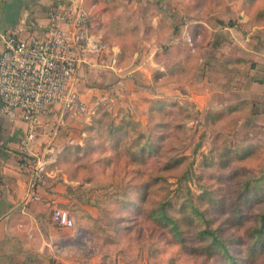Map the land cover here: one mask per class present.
<instances>
[{
    "label": "crops",
    "instance_id": "crops-1",
    "mask_svg": "<svg viewBox=\"0 0 264 264\" xmlns=\"http://www.w3.org/2000/svg\"><path fill=\"white\" fill-rule=\"evenodd\" d=\"M57 2L89 13L90 41L100 46L79 54L69 83L88 105L145 124L155 99L170 97L201 112L245 101L264 125V0H0V54L8 34H43L47 9ZM184 28L195 51L183 42ZM92 117L60 104L40 115L29 150L45 160V176L40 199L31 200L20 148L26 124L0 112V264H82L77 228L55 226L51 213L61 207L75 218L91 202L78 193L86 183L65 167L81 165L67 148L83 143Z\"/></svg>",
    "mask_w": 264,
    "mask_h": 264
},
{
    "label": "trees",
    "instance_id": "trees-1",
    "mask_svg": "<svg viewBox=\"0 0 264 264\" xmlns=\"http://www.w3.org/2000/svg\"><path fill=\"white\" fill-rule=\"evenodd\" d=\"M245 104V101L229 104L228 110ZM191 109L194 116H189L190 111L170 97L152 100L143 126L130 115L116 119L99 107L85 127L83 143L71 145L67 150L74 163L93 157L91 162L103 166L132 163L142 167L157 159V171L161 174L154 172L130 188V183L124 186L123 179L118 182L121 189L115 193V200L122 210L140 215L186 254L202 257L207 264H264V170L249 174L245 167L226 169L231 163L250 157L252 151L240 150L236 145L212 146L202 153L197 168L193 167L195 159L183 151L163 155L161 142L166 136L162 128L168 121L161 117L176 118L185 113V117L196 120L205 129L222 119L226 111L207 109L198 119L199 112L193 105ZM179 168L181 171L171 184L162 175ZM192 181L200 189L197 194L192 192ZM156 184L162 186L163 193L150 201L151 188ZM130 193L136 197L131 198ZM115 219L130 220L123 215Z\"/></svg>",
    "mask_w": 264,
    "mask_h": 264
},
{
    "label": "rangeland",
    "instance_id": "rangeland-1",
    "mask_svg": "<svg viewBox=\"0 0 264 264\" xmlns=\"http://www.w3.org/2000/svg\"><path fill=\"white\" fill-rule=\"evenodd\" d=\"M213 1L209 0L211 4ZM228 100L233 99L229 97ZM180 104L190 111L189 116H194L189 103ZM229 107L230 105H223L219 108H208L226 111L222 119L205 129L198 125L196 120L185 117V113H179L176 118L161 117L168 121V125L162 128V133L166 136L161 142L163 155L183 151L190 159H195L193 167L197 168L202 153H206L212 146L236 145L240 150L250 149L252 155L242 161L231 163L226 169L234 166L245 167L249 174L264 170V125L254 122L255 110L250 106L242 105L234 111H229ZM206 110L204 112L197 110L198 119L203 117ZM142 125L145 126L146 123ZM195 148L196 151L193 152ZM94 159L92 157L87 161L82 160L79 166L71 164L65 167L73 178L86 183L78 189V193L91 200L87 203L90 207L85 206L84 210L80 207L75 218L71 215L82 242L81 247L76 250V257L82 260V264H207L202 257L186 254L178 245L171 242L165 233L145 222L140 215L134 216L122 210L119 202L115 200L117 198L115 193L121 189V183H118L120 180H124L125 187L130 183V188L135 183L147 180L154 172L161 174L157 171V159L142 167L132 163H118L107 168L91 162ZM180 169L164 171L162 175H166L171 184L180 173ZM190 185L193 193L200 192L196 181H192ZM161 188L159 184L151 188L150 201L160 197L163 193ZM130 197L135 198L136 194L130 193ZM85 209H90L91 215H84L87 211ZM121 215L129 217L130 220L116 221L115 218ZM116 227L120 228L116 230ZM95 243L97 249L94 248Z\"/></svg>",
    "mask_w": 264,
    "mask_h": 264
},
{
    "label": "built area",
    "instance_id": "built-area-1",
    "mask_svg": "<svg viewBox=\"0 0 264 264\" xmlns=\"http://www.w3.org/2000/svg\"><path fill=\"white\" fill-rule=\"evenodd\" d=\"M89 13L72 4H52L47 9L43 34L20 38L8 34L0 54V112L25 122L21 151L30 170L28 197L39 200L37 187L45 176V160L31 154L29 144L35 138L40 115L50 106L60 104L72 115L93 116L97 107L88 105L69 88L79 54L99 52L100 46L90 41ZM34 26V25H32ZM182 39L190 51L196 50L193 35L184 28ZM52 223L61 228L74 226L67 209L54 207Z\"/></svg>",
    "mask_w": 264,
    "mask_h": 264
}]
</instances>
